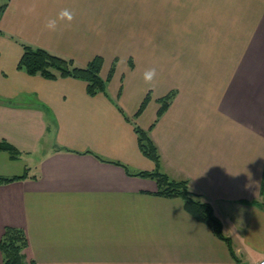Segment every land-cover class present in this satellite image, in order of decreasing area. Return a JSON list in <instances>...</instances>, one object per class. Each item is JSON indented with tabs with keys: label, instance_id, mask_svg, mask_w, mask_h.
<instances>
[{
	"label": "crops",
	"instance_id": "crops-1",
	"mask_svg": "<svg viewBox=\"0 0 264 264\" xmlns=\"http://www.w3.org/2000/svg\"><path fill=\"white\" fill-rule=\"evenodd\" d=\"M0 236L30 264H256L264 257V0H0ZM69 9L72 19L49 18ZM84 66L105 92L27 74L22 44ZM156 69L151 81L143 73ZM174 91L159 116L158 99ZM147 101L136 113L144 100ZM158 170L208 201L231 247L157 194Z\"/></svg>",
	"mask_w": 264,
	"mask_h": 264
},
{
	"label": "trees",
	"instance_id": "trees-1",
	"mask_svg": "<svg viewBox=\"0 0 264 264\" xmlns=\"http://www.w3.org/2000/svg\"><path fill=\"white\" fill-rule=\"evenodd\" d=\"M5 4L0 6V12ZM23 52L17 63L19 69H23L30 75H41L45 78L55 79L57 77H74L86 82V92L94 95L99 92H105L107 81L113 73V66L110 67L108 75L105 79L101 78L99 72L103 59L100 55L94 56L84 66H77L71 59L53 54L43 48L33 47L29 44H22ZM174 91L160 97L158 102L160 107L157 111L159 116L169 105ZM142 101L138 111L140 113L144 107L147 97ZM137 135V143L140 151L150 158L154 163L153 170H140L136 174L144 177L153 178L157 185V194L166 196H179L184 201V208L197 220L204 222L209 226L213 233L229 246L230 240L222 232L221 222L214 214L213 208L208 201L200 199V194L191 191L187 182L184 180H171L167 175L158 170L159 153L156 145L149 138L147 132L138 126H134ZM0 150H6L11 157H16L19 150L4 138H0ZM26 172L17 177L0 176V183L9 182L14 179L26 177ZM264 192V185L262 187ZM27 245V238L24 231L19 227L5 226L0 236V264H30L23 255V248ZM32 264V263H31Z\"/></svg>",
	"mask_w": 264,
	"mask_h": 264
},
{
	"label": "clouds",
	"instance_id": "clouds-1",
	"mask_svg": "<svg viewBox=\"0 0 264 264\" xmlns=\"http://www.w3.org/2000/svg\"><path fill=\"white\" fill-rule=\"evenodd\" d=\"M72 12L65 8L61 9L57 14L56 17L54 18H49L46 23V27L50 30H55L57 26V20L58 19H67L71 20L72 19ZM156 75V69L155 68H149L144 71L143 73V78L145 81H151L154 76Z\"/></svg>",
	"mask_w": 264,
	"mask_h": 264
},
{
	"label": "built area",
	"instance_id": "built-area-1",
	"mask_svg": "<svg viewBox=\"0 0 264 264\" xmlns=\"http://www.w3.org/2000/svg\"><path fill=\"white\" fill-rule=\"evenodd\" d=\"M256 264H264V257L259 258V259L256 261Z\"/></svg>",
	"mask_w": 264,
	"mask_h": 264
},
{
	"label": "rangeland",
	"instance_id": "rangeland-1",
	"mask_svg": "<svg viewBox=\"0 0 264 264\" xmlns=\"http://www.w3.org/2000/svg\"><path fill=\"white\" fill-rule=\"evenodd\" d=\"M102 63H103V62H102ZM111 66H113V65H111ZM111 66H110V67H111ZM109 69H110V68H109ZM99 74H100V72H99ZM101 78H102V77H101Z\"/></svg>",
	"mask_w": 264,
	"mask_h": 264
}]
</instances>
